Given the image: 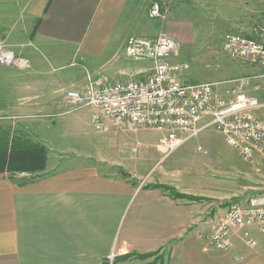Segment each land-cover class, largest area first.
I'll list each match as a JSON object with an SVG mask.
<instances>
[{
	"label": "crops",
	"instance_id": "obj_1",
	"mask_svg": "<svg viewBox=\"0 0 264 264\" xmlns=\"http://www.w3.org/2000/svg\"><path fill=\"white\" fill-rule=\"evenodd\" d=\"M24 1L25 42L40 50L27 51L34 76L50 72L44 59L56 69L74 59L90 61L98 74L107 61L120 53L126 55L125 45L131 35L155 37L164 32L172 36L173 30L179 28L169 25L163 31L160 21L146 16L144 0ZM219 12L216 8L214 13L203 15L207 24L200 26L208 30L215 27V21L218 32L223 20ZM165 19L166 14L161 21ZM43 51L48 56H43ZM145 62L148 71L128 73L118 63L110 68L119 69L130 78L138 77L150 71L152 62L142 63ZM189 72L181 78L194 83L209 82H196L192 76L189 79ZM25 88L28 92L19 97L18 105L29 111L15 114L14 118L44 121L73 114L75 125L85 132L77 131L79 135L72 145L75 137L71 138L70 129H65L64 124L42 130L46 143L14 130L43 146L46 158L53 143L56 149L52 153L66 159L59 168L42 169L35 178L26 179L24 171H0V264H264V225L247 229L253 244H248L243 233L238 232L230 249L208 247L204 237L212 232L218 219L232 203L247 197L226 201L222 185H213L212 189L208 184L177 182L178 177L174 180L164 175L186 166L188 161L193 164L192 152L178 154V148L163 157L157 147V152L151 154L153 164L140 165L138 158L130 156L132 153L112 151L117 148L113 143L122 146V142L110 140L103 147L96 144L91 122L94 107L81 111L70 107V111L61 114V108L68 104L66 91L83 87ZM146 155L150 153L143 154ZM132 161V166L124 165ZM194 162L203 164L202 159ZM150 165H158L151 175L159 168V180H144ZM190 174L194 180L202 178L201 172ZM114 251L116 257L110 263Z\"/></svg>",
	"mask_w": 264,
	"mask_h": 264
},
{
	"label": "rangeland",
	"instance_id": "obj_2",
	"mask_svg": "<svg viewBox=\"0 0 264 264\" xmlns=\"http://www.w3.org/2000/svg\"><path fill=\"white\" fill-rule=\"evenodd\" d=\"M154 2L160 3L163 12L166 14L164 21H161L162 19L154 20L149 17L150 6ZM216 8L219 9V16L221 15L223 19L220 30L217 32L215 29L217 25L215 21L213 23L214 28L207 30V28L201 27L200 25L207 24L203 15L214 13ZM24 10V0H0V43L8 44L18 57L27 58L30 65L27 68H20L18 66L0 64V128L10 129L11 132H14V130L24 131L34 141L46 143L48 140L45 139L46 134L43 135L41 133L42 130L55 129L58 125L64 124L65 129H70L71 138L75 137L71 142L73 145L79 135L76 132H85L75 125L73 114L64 118L60 117V119L52 117L50 120L44 121L24 120V118H14L13 116L29 111L20 108L18 105L19 97L25 96L26 92H28L25 87H83L86 76L97 73H95L96 66L90 61L74 59L65 67L56 69L50 67L49 62L44 59L49 66L50 72L46 76H40L38 73L34 76L35 69L32 60L27 55V51H29L28 49L40 50L36 49L37 46L32 43L26 44L28 41L23 29V24L26 25ZM144 10L150 20L162 23L163 31H166L169 25H177L179 27L178 30L172 29L175 33L172 36L177 41V48L172 59H185L188 61L190 72L187 77L189 79L192 76L196 82H211L264 72V67L259 66L261 68H258L256 64H242L231 58L223 50L224 38L228 33L251 37L253 35V27L256 24L264 23V0H144ZM45 55L48 56L46 51H43V56ZM115 63L127 69L128 73L137 69L144 71L149 69L148 62H137L128 58L124 53H120L116 59L107 61L102 70H99L96 75L103 77L109 82L130 79L127 73L119 72V69L110 68ZM146 74L142 73L138 77H144ZM70 107L72 106L69 103L66 104L65 108H61V114L64 111H70ZM85 108L80 109L84 110ZM51 112L54 113V110H51ZM92 129L95 142L99 147L105 145V143L108 144L110 140L116 143L122 142L124 143L122 146H115L116 144L113 143V147H117L112 149L114 153L119 152L121 155L132 153L130 156L133 155L135 159L138 158L140 165L153 164L151 154L157 152V145L162 134L158 130L130 124L120 128L109 126L102 132ZM62 142L67 143L64 140ZM58 144H60V141ZM58 144L56 146L59 148ZM51 145L50 152L46 158L47 161H45L47 165H45L43 171L47 169L53 171L59 168L66 159L57 152L52 153V151L55 152L54 149L56 148L53 143ZM197 149L202 153H199ZM135 150L137 151L134 152ZM177 151L176 153L178 154L182 153V151L192 152L193 160L202 159L203 164L196 165L194 161L193 164L188 161L186 166L182 168L179 166L181 169L175 168V171L169 169L172 171L164 175H167L170 179L175 180L174 177L176 176L179 178L177 182L208 184L209 188L212 189H215L213 185H219V187L222 185L224 186L223 191L226 201L264 193V159L256 156L250 160H243L226 143L223 135L214 127L205 128L197 137L183 144ZM147 153H150V155L144 157L145 155L143 156V154ZM131 163L133 161L124 165L126 167L132 166ZM151 165L144 180H159V168L154 175H151L158 165L155 167ZM40 171L42 170L24 171L23 177L26 179H29V177L35 178ZM182 171L186 176L182 174ZM193 172H201L202 178L194 180L193 178L195 177L190 174ZM225 206L228 207L230 204Z\"/></svg>",
	"mask_w": 264,
	"mask_h": 264
},
{
	"label": "built area",
	"instance_id": "obj_3",
	"mask_svg": "<svg viewBox=\"0 0 264 264\" xmlns=\"http://www.w3.org/2000/svg\"><path fill=\"white\" fill-rule=\"evenodd\" d=\"M149 15L165 18L158 2L152 3ZM176 48L175 38L164 32L155 37L131 35L125 53L134 61L152 62L146 76L109 82L88 74L83 89H68L65 99L73 109L95 108L91 122L97 132L127 124L158 130L162 135L157 147L163 157L205 128L214 127L243 160L264 159V72L223 81L190 82L181 78L190 70L189 63L172 60ZM223 50L242 64L264 67V23L253 27L252 37L228 33ZM0 64L30 66L27 58L18 57L4 42L0 43ZM255 224L264 225V193L232 203L204 238L210 249L217 250L230 249L238 232L253 244L247 229ZM115 257L114 251L110 263Z\"/></svg>",
	"mask_w": 264,
	"mask_h": 264
},
{
	"label": "trees",
	"instance_id": "obj_4",
	"mask_svg": "<svg viewBox=\"0 0 264 264\" xmlns=\"http://www.w3.org/2000/svg\"><path fill=\"white\" fill-rule=\"evenodd\" d=\"M45 161L43 146L21 133L0 128V171H38L45 167Z\"/></svg>",
	"mask_w": 264,
	"mask_h": 264
}]
</instances>
